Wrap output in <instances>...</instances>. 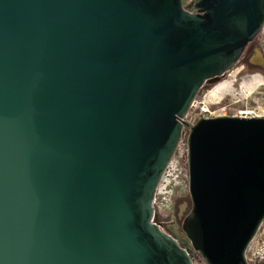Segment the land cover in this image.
Segmentation results:
<instances>
[{"label":"water","instance_id":"obj_1","mask_svg":"<svg viewBox=\"0 0 264 264\" xmlns=\"http://www.w3.org/2000/svg\"><path fill=\"white\" fill-rule=\"evenodd\" d=\"M263 24L264 0H0V264H246L264 118H183ZM183 127L174 241L151 219Z\"/></svg>","mask_w":264,"mask_h":264},{"label":"rangeland","instance_id":"obj_2","mask_svg":"<svg viewBox=\"0 0 264 264\" xmlns=\"http://www.w3.org/2000/svg\"><path fill=\"white\" fill-rule=\"evenodd\" d=\"M192 0H182L184 8H188ZM258 54L261 63L252 61ZM264 24L260 32L248 44L242 55L212 85L204 84L196 94L183 121L190 125L196 119L218 116L238 117L241 112L254 113L264 118V85L248 91L245 86L254 76L264 80ZM219 83H227L228 88L218 97H211L209 91ZM188 129L183 127L177 152L165 175L157 187L155 199V215L163 223L181 222L190 210L188 194V177L186 165V136Z\"/></svg>","mask_w":264,"mask_h":264},{"label":"built area","instance_id":"obj_3","mask_svg":"<svg viewBox=\"0 0 264 264\" xmlns=\"http://www.w3.org/2000/svg\"><path fill=\"white\" fill-rule=\"evenodd\" d=\"M241 113L242 114H239L238 117H243V118H255V117H257L254 113H247V112H241ZM176 152H177V148H176L175 153H174V155H173V157H172V159H171V161H170V163H169V165L165 171H167L169 169V167L173 161V158L176 155ZM165 171L162 175V178L164 177V175L166 173ZM155 203H156V199L154 198L153 216H152L151 222L156 224L160 228V230L163 231L172 240L176 241V239L183 238L184 235H183V232L181 231V228H180L182 221L178 222V223H173V222L168 223V225L172 226V228L174 229V233H172L170 230H166L165 228H163L161 225H159L157 223V217L155 215ZM244 258H245L246 264H264V219L261 222L255 236L253 237V239L249 243L248 247L246 248ZM192 264H204V262L197 254H194V256L192 258Z\"/></svg>","mask_w":264,"mask_h":264},{"label":"bare ground","instance_id":"obj_4","mask_svg":"<svg viewBox=\"0 0 264 264\" xmlns=\"http://www.w3.org/2000/svg\"><path fill=\"white\" fill-rule=\"evenodd\" d=\"M252 61L256 62V63H261L263 62V60L261 59V57L256 54L253 58ZM264 85V80L262 78H260L259 76H254L251 81L249 83H246L245 86L248 88V91H252L254 88H256L257 86H261ZM228 88V84L227 83H219L216 86H214V88L209 91V95L211 97H218L220 96L224 91H226ZM242 114V113H240ZM264 116V113L263 115Z\"/></svg>","mask_w":264,"mask_h":264},{"label":"flooded vegetation","instance_id":"obj_5","mask_svg":"<svg viewBox=\"0 0 264 264\" xmlns=\"http://www.w3.org/2000/svg\"><path fill=\"white\" fill-rule=\"evenodd\" d=\"M259 67H261V66H259ZM264 68V67H263ZM157 223L159 224V225H161L163 228H165L166 230H169L170 228H172V226H169L168 225V223H163L162 221H158V219H157Z\"/></svg>","mask_w":264,"mask_h":264}]
</instances>
